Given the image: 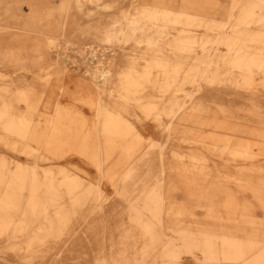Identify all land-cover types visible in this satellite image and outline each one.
<instances>
[{
    "label": "bare ground",
    "instance_id": "bare-ground-1",
    "mask_svg": "<svg viewBox=\"0 0 264 264\" xmlns=\"http://www.w3.org/2000/svg\"><path fill=\"white\" fill-rule=\"evenodd\" d=\"M100 1L59 0L57 9L0 22V66L10 72L0 73V143L36 160L0 156V251L17 264H184L182 254L197 264H264V217L253 213L264 212V179L248 178L261 169H216V180H233L255 205L218 181L201 186L212 171L202 149L233 161L264 155V0H226L221 20L198 0H140L107 20L85 14ZM16 2L0 0V21L20 17ZM75 44L89 76L79 108L62 85L67 61H77L65 49ZM240 98L250 108L238 115L230 105ZM247 114L256 125L243 124ZM157 132L197 151H173L167 161L146 134ZM69 152L95 174L67 173ZM47 159L55 164L40 167ZM174 175L189 208L171 197ZM102 180L127 200L125 222L100 214ZM108 227L118 232L109 246L82 247Z\"/></svg>",
    "mask_w": 264,
    "mask_h": 264
},
{
    "label": "rangeland",
    "instance_id": "rangeland-1",
    "mask_svg": "<svg viewBox=\"0 0 264 264\" xmlns=\"http://www.w3.org/2000/svg\"><path fill=\"white\" fill-rule=\"evenodd\" d=\"M12 0H7V2H11ZM17 2L12 4V14L13 13H18L20 14L19 18H12V17H7V18H3L0 21L1 23H6L9 24L10 22L14 21L15 19L22 21L26 18V13L28 14L29 11H34V10H38L39 13L42 11H48L51 9H57V4L59 0H16ZM199 2H201L202 5L204 4H208L210 6V9L208 11V15L212 18H215L217 20H221L222 16L224 14L223 11H221V7L225 6L227 4L226 0H198ZM140 2V0H101L100 1V5L96 6L92 3L90 4H86L88 5V7L85 10V14L87 15L88 13L91 14V17H97L99 15V19H103V20H107V18L109 16H117L120 11H122L123 9H132L134 6L138 5ZM31 7V8H30ZM87 9H90L89 11H87ZM57 14V12H56ZM55 12H51L50 16H54ZM57 17V16H56ZM34 18H40L39 15H36ZM93 21V20H92ZM91 22L87 25H90ZM72 25V24H71ZM69 26V31L70 30H74V25ZM85 24H82L81 27H85L87 26ZM200 31H202V29L200 28ZM97 49H101L100 47H97ZM77 46L75 44V50H73L72 48H68L65 49V53L71 56H75L74 58H69V59H73L76 62H71L72 60H68L67 61V67L68 70L70 72V78L68 80V82L64 83L62 82V85L67 89V96L66 99L67 101H70L71 103H73L76 107L79 108V103L77 100L78 98V87H82L81 85H84L85 83H88V79L89 76L88 74L84 73V64L81 61H78L77 57ZM62 57H64V55H62ZM95 59H91L90 57L87 58V62L89 63V66L94 65ZM0 73H10L9 69L7 68H3L0 66ZM63 80V79H62ZM238 103V108L236 109L235 107V103L233 105H230V109H232L233 111H231L232 113L236 112L238 115H240V113H242V108H244V111H246L248 108H250L249 103L244 102L242 98H240ZM210 105L212 108L215 109V104L210 102ZM239 109V110H238ZM264 111V110H263ZM46 112H49L48 110ZM91 112H88V115L91 116ZM246 114V113H244ZM242 115V114H241ZM250 115V114H247ZM45 116H47V114H44L43 117L45 118ZM243 116V115H242ZM42 117V118H43ZM43 120V119H42ZM249 120V121H248ZM248 120L243 121V124H246L247 126H254L257 123L256 122H252L250 120H256V118L253 115H250V117L248 118ZM147 135L152 136V138L154 140L157 141V143L161 144L163 147V149H165L166 155L169 159H167V161H173L171 154L173 151H179L184 153L185 155L187 154H192V152L197 151L195 149V147H189L188 145H186L185 143H180V142H171L168 143L165 138L164 135L162 133H146ZM241 137H243V139H250V136L246 133V132H241L240 133ZM201 150V149H200ZM206 158V164L208 165L209 168L212 169V171L209 173V175L206 176V178L202 181V185L204 187H209V185L213 184L215 181H218V185L223 188V189H227V191L231 192L232 194H234V196L237 197V199L242 202V200H247L250 201L253 205L256 204L253 196L251 195V193L248 190H245L243 187H238L233 180L230 179H222L221 177H219L216 180V175H221L222 173H216V169L219 168L220 170H224V171H228L230 175H239L240 171L238 170L239 167H241V165H250L253 164L257 167H259V169H261V171L254 175L256 172L253 171L251 173H247L250 174V176L248 178L250 179H255L256 176H261L262 179H264V155H257V157H255L254 159L251 160H241V161H233L230 160L229 157H227L226 155L224 156V158H219L214 156L213 154H211L209 151H205V150H201ZM5 156L8 161H20L22 163H32L34 161H36L33 157L31 156H27L24 153H20L18 151H11L10 149H8L5 145L0 143V156ZM63 159H67V161L63 162L62 164L66 167V168H70V167H74L76 166V168H78L79 170L76 171V173L78 175H82L83 177L86 178L87 175H94L96 169L94 167H92L90 164L84 162V158H81L80 156L75 155L74 153L69 152L68 155H66ZM82 159L84 161H82ZM223 159V160H222ZM226 159V160H224ZM182 161H184V163L186 165L189 164V159L187 158V156H185ZM38 164H40V167H46L48 166V164L50 165V162L55 164V161L52 159H47L46 161H40L37 160ZM72 169V168H70ZM72 170L67 169V173H72ZM253 175L255 176L253 178ZM178 176H170L169 179L174 182V184H177V189L174 190L171 193V197L175 198V200L178 202H184L188 205H185L186 208H189V200L186 198L185 196V191L182 188V186L179 184L178 180H177ZM201 181L199 182L201 184ZM101 183H106L105 185L102 186L103 189V193H104V198L103 200H101L99 202V204L102 206L101 208V215L103 217H107L106 220L108 221L109 224H113V222H119V221H126V217L124 216V211H122V207L126 204L127 200L122 199L117 193H116V189L114 188V186H110L106 180H102ZM218 199H223V195H218L217 196ZM100 210H98L99 212ZM86 213V212H85ZM254 215H256V218L259 219L261 216L264 217L263 213L260 209H254L253 210ZM97 219V218H96ZM95 219V220H96ZM264 219V218H263ZM165 226V225H164ZM162 228V232L163 234H171V231H169V229H167L166 227ZM241 227V226H240ZM243 227V226H242ZM245 227V226H244ZM87 230V229H86ZM114 227L112 229L106 228L104 229V231H101V236H103L102 240H99V242H93L92 240H90L89 244H87L86 242L84 243V245L82 247H97V246H109V241L110 238L112 239H117L118 237V232H116V230L114 231ZM112 232V233H111ZM91 237V236H88ZM199 254H197L198 256ZM183 257V262L184 264H197L195 259H191V256H189L188 254H182ZM0 259H3L5 261L6 264H17V262H14V259L11 257L10 254H8V252H1L0 251Z\"/></svg>",
    "mask_w": 264,
    "mask_h": 264
}]
</instances>
